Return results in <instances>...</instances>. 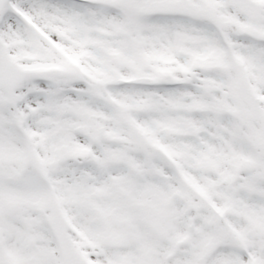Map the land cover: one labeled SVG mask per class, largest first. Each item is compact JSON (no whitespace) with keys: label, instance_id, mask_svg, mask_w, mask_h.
<instances>
[{"label":"snow or ice","instance_id":"snow-or-ice-1","mask_svg":"<svg viewBox=\"0 0 264 264\" xmlns=\"http://www.w3.org/2000/svg\"><path fill=\"white\" fill-rule=\"evenodd\" d=\"M0 264H264V0H0Z\"/></svg>","mask_w":264,"mask_h":264}]
</instances>
